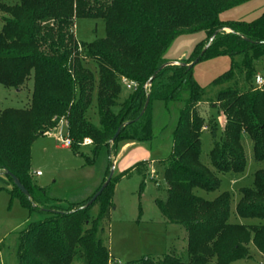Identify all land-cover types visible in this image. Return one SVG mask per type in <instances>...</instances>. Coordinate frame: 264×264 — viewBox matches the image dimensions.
Returning a JSON list of instances; mask_svg holds the SVG:
<instances>
[{
  "label": "trees",
  "instance_id": "obj_1",
  "mask_svg": "<svg viewBox=\"0 0 264 264\" xmlns=\"http://www.w3.org/2000/svg\"><path fill=\"white\" fill-rule=\"evenodd\" d=\"M252 1L21 0L14 5L0 4V84L20 91L33 78L29 106L0 112V173H11L29 192V197L22 194L7 176L13 193L31 213L48 216L29 223L19 234L18 264L110 263L111 255L101 236L113 207L109 188L114 177L89 207L85 205L93 196L70 211L41 207L42 201L49 200L30 185L31 148L36 139L66 122L71 147L85 142L91 146L88 164L106 154L102 186L124 145L152 140L154 101L164 102L166 108L171 103L185 105L172 133L171 154L164 161L166 199L156 203L168 224L181 226L186 232V264H230L249 259L251 244L264 256V223L231 224L232 195L228 192L212 201L196 194L197 190L218 191V174L244 173V135L252 141L254 162L264 163V88L255 86L258 67L262 65L264 70V12L251 22L220 18ZM77 19L103 20L106 36L91 44L79 43L73 31ZM201 32L206 33V40L181 63L190 65L201 55L199 62L227 56L231 68L213 85L234 83L237 76L241 82L208 103L209 117L201 108L206 93L193 77L194 67L167 65L160 70L168 64L164 56L177 39ZM88 60L97 65V82L86 67ZM152 77V84L146 87ZM123 78L138 87L128 90L130 94L115 113ZM95 95L98 127L87 118ZM147 97L150 100L144 111ZM219 110L227 119L224 132L217 119ZM204 130L212 138L209 160L214 171L201 160ZM133 169L143 175L136 166L130 171ZM95 206L99 209L98 224L93 233L86 232L84 227ZM236 214L264 221V167L256 171L254 186L240 191ZM142 264H184V260L172 252Z\"/></svg>",
  "mask_w": 264,
  "mask_h": 264
},
{
  "label": "rangeland",
  "instance_id": "obj_2",
  "mask_svg": "<svg viewBox=\"0 0 264 264\" xmlns=\"http://www.w3.org/2000/svg\"><path fill=\"white\" fill-rule=\"evenodd\" d=\"M21 0H0L8 5L18 4ZM264 12V0H254L221 15L223 21L251 22ZM1 17V13H0ZM1 28V22H0ZM75 38L79 43L91 44L106 36L103 20L77 19L74 24ZM227 32H230L227 30ZM204 32L185 35L177 39L169 48L164 58L167 63H181L188 58L197 44L206 40ZM231 59L227 56L204 59L193 68V77L197 84L205 89V103L201 105L206 117L210 111L208 103L215 100L218 94L237 84L213 85L218 77L231 68ZM86 67L90 69L98 81V69L94 61L88 60ZM264 73L262 65L257 73ZM169 74L165 76L167 80ZM241 83V82H240ZM239 85V84H238ZM33 89V78L20 91L7 88L0 84V112L7 109H25L29 106ZM130 92L122 89L118 105L114 108L117 113L120 104ZM184 103H171L166 108L164 102L154 101L153 107V138L150 142L136 143L126 149L116 159L113 185L109 188L112 209L109 220L104 223L102 238L105 241L111 261L109 264H142L145 260L158 261L172 252L179 254L184 264L187 261V240L184 228L168 224L157 205V200L166 199L167 184L164 180L165 160L171 154L173 146L172 133L176 126L179 110ZM87 118L94 126H99V116L96 108V95L93 104L87 112ZM221 132H224L227 119L219 110L217 116ZM69 140L66 122L45 136L36 139L31 148V180L30 185L35 190L44 192L41 207L52 210L70 211L94 196L106 177L107 156L102 154L95 164L87 163L92 155V148L88 142L78 148H63ZM212 146L210 132L204 130L201 137L202 162L211 170L214 168L209 160ZM252 141L244 135V148L247 156V166L242 175L218 174L221 186L218 191L207 192L197 190L196 194L208 201L216 199L221 193L232 195L231 224L258 225L264 221L257 219H243L236 214V206L240 200V191L254 186V176L257 170L264 167V163H256L252 158ZM146 160L147 162H143ZM141 162V163H140ZM114 163V162H113ZM134 166L140 170L130 171ZM40 172L41 177L35 173ZM101 205V204H96ZM97 206L91 210V218L84 231L93 233L97 226ZM48 216L35 212L31 213L24 206L21 198L13 193V184L6 174L0 173V256L2 264H18L16 251L19 234L27 228L29 223L47 219ZM251 258L233 261L230 264H264V256L253 244L250 245ZM73 264H82L74 262Z\"/></svg>",
  "mask_w": 264,
  "mask_h": 264
},
{
  "label": "water",
  "instance_id": "obj_3",
  "mask_svg": "<svg viewBox=\"0 0 264 264\" xmlns=\"http://www.w3.org/2000/svg\"><path fill=\"white\" fill-rule=\"evenodd\" d=\"M216 34L217 33H215L212 37H211V39H210V42H212L213 40H214V38H215V36H216ZM203 54V53H202ZM202 57V55L198 58V59H196L193 63H191L190 65H186V64H184V63H168V64H166V65H163L161 68H160V70H162V69H164L167 65H179V66H186V67H188V68H192V67H194L198 62H199V60H200V58ZM153 80H154V77H152L151 79H150V81L148 82V84H147V86L146 87H149L151 84H152V82H153ZM149 97H147V101H146V105H145V108H144V111H145V109L147 108V106H148V104H149ZM143 111V112H144ZM143 114V113H142ZM120 132H121V128L117 131V133H116V135L114 136V138H113V140H112V142H115V140L117 139V137L119 136V134H120ZM114 173H115V164L113 163L112 164V167H111V170H110V174H109V176H108V178H107V180H106V182L100 187V189L94 194V196L86 203V207H89V206H91V205H93L94 204V202L103 194V192L105 191V189L108 187V185L110 184V182L112 181V179H113V177H114ZM4 174H6V176H10L12 179H13V184H14V186L22 193V194H24L25 196H30L29 195V192L25 189V187L21 184V182L15 177V176H13L11 173H9V172H5Z\"/></svg>",
  "mask_w": 264,
  "mask_h": 264
},
{
  "label": "built area",
  "instance_id": "obj_4",
  "mask_svg": "<svg viewBox=\"0 0 264 264\" xmlns=\"http://www.w3.org/2000/svg\"><path fill=\"white\" fill-rule=\"evenodd\" d=\"M122 85L124 86L125 89L129 90V91H133L136 90L138 85L135 82H131L126 78H123L122 80ZM255 86L257 89L259 90H263L264 88V73H257L256 77H255ZM63 148H70L71 147V140L66 141L63 145ZM36 176H40L41 173L37 172L35 173Z\"/></svg>",
  "mask_w": 264,
  "mask_h": 264
},
{
  "label": "crops",
  "instance_id": "obj_5",
  "mask_svg": "<svg viewBox=\"0 0 264 264\" xmlns=\"http://www.w3.org/2000/svg\"><path fill=\"white\" fill-rule=\"evenodd\" d=\"M136 143H130V144H126V145H124L123 147H122V149H121V151L119 152V154H118V157L126 150V149H128V148H130V147H133L134 145H135ZM143 162H147L146 160H143ZM141 163V162H140ZM114 164H116V166H117V163H116V159H115V161H114ZM132 171H136L135 169H133ZM39 177H41V175L39 176ZM98 189V188H97ZM96 189V190H97Z\"/></svg>",
  "mask_w": 264,
  "mask_h": 264
}]
</instances>
